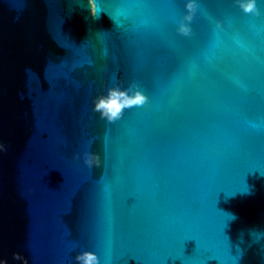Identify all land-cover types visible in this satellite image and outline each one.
<instances>
[{"label":"water","instance_id":"95a60500","mask_svg":"<svg viewBox=\"0 0 264 264\" xmlns=\"http://www.w3.org/2000/svg\"><path fill=\"white\" fill-rule=\"evenodd\" d=\"M96 4L0 0V258L264 264V3ZM113 84L148 100L109 121Z\"/></svg>","mask_w":264,"mask_h":264},{"label":"clouds","instance_id":"9594fccd","mask_svg":"<svg viewBox=\"0 0 264 264\" xmlns=\"http://www.w3.org/2000/svg\"><path fill=\"white\" fill-rule=\"evenodd\" d=\"M236 3L245 12L259 13V4L264 3V0H259V2L258 0H236ZM88 5L92 14L95 15L97 11L96 0H88ZM184 7L186 11H184L183 17L177 23L176 30L179 33L189 34L191 32L190 22L197 9V0H184ZM147 100V94L135 84L127 87L113 84L109 86L105 93L95 98L93 106L102 117L113 121L122 115L125 108L144 104ZM250 123L254 127L260 126L255 121H250ZM4 150H6V145L3 141H0V151ZM83 157L89 165L99 162L97 154L87 149L84 150ZM74 259L78 264H100V257L91 248L79 249L75 252ZM0 264H6V260L0 258Z\"/></svg>","mask_w":264,"mask_h":264}]
</instances>
